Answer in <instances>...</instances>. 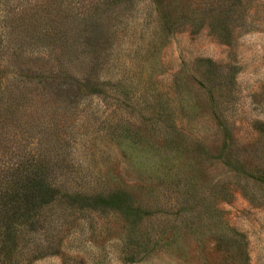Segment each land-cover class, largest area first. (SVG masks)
<instances>
[{
  "label": "rangeland",
  "instance_id": "1",
  "mask_svg": "<svg viewBox=\"0 0 264 264\" xmlns=\"http://www.w3.org/2000/svg\"><path fill=\"white\" fill-rule=\"evenodd\" d=\"M51 2L0 0V184L55 189L31 264H264V0Z\"/></svg>",
  "mask_w": 264,
  "mask_h": 264
},
{
  "label": "trees",
  "instance_id": "2",
  "mask_svg": "<svg viewBox=\"0 0 264 264\" xmlns=\"http://www.w3.org/2000/svg\"><path fill=\"white\" fill-rule=\"evenodd\" d=\"M55 2L58 0L50 4ZM54 195L55 189L41 167L29 170L22 179L0 184V264H31L52 255L40 247L39 240L28 241L34 243L33 247L20 248L18 243L27 230L37 229L39 217L43 210L52 206Z\"/></svg>",
  "mask_w": 264,
  "mask_h": 264
}]
</instances>
